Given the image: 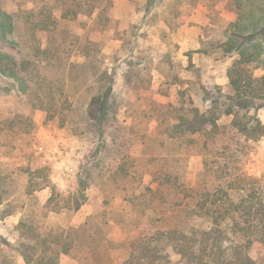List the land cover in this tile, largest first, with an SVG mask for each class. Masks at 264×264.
<instances>
[{"label":"rangeland","instance_id":"obj_1","mask_svg":"<svg viewBox=\"0 0 264 264\" xmlns=\"http://www.w3.org/2000/svg\"><path fill=\"white\" fill-rule=\"evenodd\" d=\"M6 2L7 10L20 14L15 34L10 38L20 42L21 39L27 40L22 43L24 47L15 49V52L26 55L28 47L29 50L39 45L43 49L47 45L58 47L61 58L73 66L64 75L59 61H52L50 65L45 61L42 69L35 72L33 81L39 80V93L44 98L46 111H33L29 121L24 115L27 96L15 80L0 74V179L4 182L0 194L7 198L0 205V264H24L16 251L15 228L25 211V216H32L41 224L77 225L101 210L104 216L99 222H109V236L115 242L131 239L139 218L159 227L160 220L151 213V209L145 208L146 213H140L141 208L152 204L141 199L142 205H138L131 199L136 182L133 183L129 176L114 174L115 163L125 155L129 175L136 170L143 171V161L131 156L153 158L150 152L162 146L160 142L165 127L159 122L171 115L167 109L158 108L155 104L176 103L179 91L187 89L188 83L198 82L200 78L201 83L210 89L217 85L225 93L229 91V85H220L221 80L228 78V69L238 56L226 57L223 44L235 33L244 34L242 42H248L252 33L262 28L264 0H156L153 4H148V0H113L114 22L106 33L109 40L102 48L105 60L100 67L102 71L114 74L117 80L115 91L121 98V106L108 131L112 130L111 133L119 137L122 146L119 152L112 148L108 155L99 151L102 146L99 126L89 122L85 116L86 101L96 92L97 79L78 67L83 61L78 54L81 42L76 40L81 35V22L62 20L63 8L57 0ZM35 4L37 12H42L41 18L44 19L49 12L57 22L52 24L51 32H37L38 42L31 39L30 32L26 34L28 26L24 15V12L33 10ZM184 42L186 44L182 45ZM249 44L246 46L263 48V54L257 55L250 65V75L261 78L264 75V35L253 37ZM7 46L0 41V51L19 56ZM252 51L255 52L250 49ZM88 85L95 90L87 89ZM198 98L199 95L194 96L195 100ZM133 101L135 105L130 106ZM251 114L264 124V107L252 109ZM221 124L229 125L230 119H223ZM147 135L148 149L142 146V138L144 136L146 140ZM110 141L108 137L107 142ZM223 143L229 146L228 150L224 153L223 150L216 151L217 146L223 148ZM210 147L208 160L215 169L223 170L227 165L231 170L242 171L248 176L264 178V138L245 142L241 136L222 133L210 139ZM161 149L171 154L177 149L183 150L174 144L166 150L164 147ZM192 151L195 154L186 162L185 184L198 190L214 186L213 173L201 175L205 169V156L197 145ZM152 166L150 164L154 168ZM87 174L91 175L90 188L80 211L59 216L51 214L47 220L34 214L37 210L28 191L36 190L38 182L47 178L58 190L67 193L74 191L79 178ZM139 176L135 180L138 178L140 181ZM141 178L143 186L157 188L151 176ZM34 195L41 205H45L51 197V190H37ZM158 203L156 200L154 204ZM185 220L191 221L190 227L200 226L202 229L200 219L186 216ZM166 240L164 244L168 242ZM165 246L166 257L157 264H186L171 243ZM248 255L254 264H264V245L254 242L248 249ZM207 256L205 260H208ZM78 257L67 255L65 264H83Z\"/></svg>","mask_w":264,"mask_h":264},{"label":"trees","instance_id":"obj_2","mask_svg":"<svg viewBox=\"0 0 264 264\" xmlns=\"http://www.w3.org/2000/svg\"><path fill=\"white\" fill-rule=\"evenodd\" d=\"M6 1L0 0V41L15 52L17 48L22 49L27 40L21 39L20 42L10 38L15 34L20 14L7 10ZM57 2L63 8L62 20L81 22V35L76 40L81 42L78 54L83 57V61L78 67L97 79L96 90L89 85L87 87L96 92L86 101L85 116L89 122L99 126L98 135L102 141L99 151L108 155L112 148H116L119 152L122 146L119 137L111 133L112 130L108 131L111 123L116 121L121 106V98L115 91L117 80L114 74H110L108 70L102 71L100 67L105 60L102 48L109 40L106 33L112 29L114 22L113 0ZM155 2L156 0H148V4ZM24 15L28 26L26 34L30 32L31 39L36 42L40 40L38 31L51 32L52 24L57 23L49 12L44 19L41 18L42 12H37L36 4L33 10L24 12ZM242 17L244 18L243 15ZM261 23L262 28L253 32L252 37H248V42H242L244 34L235 33L223 44L226 47V57L238 56L228 69L227 93L222 91L221 86L215 85L212 89L204 86L199 78L198 82L188 83L187 89L179 91L176 103L155 104L171 113L170 117H163L159 122V125L165 127L161 147L165 149L174 144L182 147V151L177 149L172 154L163 152L159 145L155 147V152H150L153 153L152 159L131 156L144 164L141 173L136 170L131 175L127 170L125 155L115 163L114 174L129 176L134 180L133 183L136 182L131 199L137 201L138 205H142L141 199L152 204L141 208L140 213L145 214V208L151 209L161 225L156 228L139 218L135 235L127 241L115 242L109 236V222H99L101 216H104L101 210L77 225L41 224L32 216H25V211L15 228L16 251L24 264H60L62 255L79 256L83 264H157L166 257L167 243L173 245L186 264H254L248 255V249L254 242L264 245V178L248 176L242 171L231 170L227 165L223 166V170L215 169L208 157L211 150L210 139L222 133L241 136L245 142L264 138V124L256 115L251 114L252 109L264 107V75L261 78L250 75V65L257 55L260 57L263 54V48L259 45L246 46L248 43L251 45L253 37L264 35V10ZM57 48L47 45L43 49L39 45L29 50L28 47L26 55L15 52L19 56L0 51V74L15 80L28 98L25 104L27 110L24 111L28 121L31 120L33 111H46L44 98L39 93V80L33 81L35 72L42 69L41 65L45 61L46 65L59 61L64 75L73 66L61 58ZM250 49H254L256 55ZM46 67L48 66L45 69ZM61 83L64 85L65 81L62 80ZM197 95L199 98L195 100L194 96ZM135 103L133 101L129 105L133 106ZM226 118L230 119L227 126L221 124ZM148 136L146 140L144 136L142 138V146L145 145L146 149L149 147ZM108 137L111 138L110 142H107ZM196 145L205 156V169L201 175L213 173L216 182L214 186H204L201 190L188 187L184 181L186 162L195 154L192 148ZM228 148L223 143V148L217 146L215 149L218 152L223 150L224 153ZM156 153L158 154L155 155ZM139 174L140 181L138 178L135 180ZM144 175L151 176L156 189L142 185L141 177ZM90 180V174L80 177L74 191L63 193L51 180L44 178L37 183L36 190L28 191L37 210L34 214L47 220L51 214L59 216L77 213L87 201L86 192L90 188ZM3 184L0 179V188ZM45 188H50L51 197L45 205H41L34 193ZM156 200L159 202L157 205L154 204ZM5 201L7 198L0 194V205ZM186 216L200 219L202 229H199L200 226L190 227L191 221L185 220ZM166 239L168 242L164 244ZM206 255L208 260H205Z\"/></svg>","mask_w":264,"mask_h":264},{"label":"crops","instance_id":"obj_3","mask_svg":"<svg viewBox=\"0 0 264 264\" xmlns=\"http://www.w3.org/2000/svg\"><path fill=\"white\" fill-rule=\"evenodd\" d=\"M186 43L184 42L182 45H185ZM222 84L220 85H223V86H228L229 85V78H223V80H221ZM67 262V255H62L61 258H60V263L61 264H65Z\"/></svg>","mask_w":264,"mask_h":264}]
</instances>
